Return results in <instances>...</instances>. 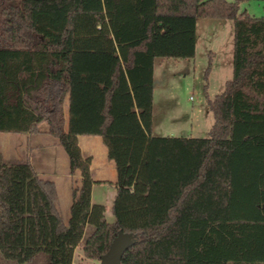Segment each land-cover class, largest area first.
Masks as SVG:
<instances>
[{
  "label": "trees",
  "instance_id": "1",
  "mask_svg": "<svg viewBox=\"0 0 264 264\" xmlns=\"http://www.w3.org/2000/svg\"><path fill=\"white\" fill-rule=\"evenodd\" d=\"M241 1L0 0V133L46 123L80 176L64 223L54 182L0 151V264L99 261L119 230L121 264H264V16ZM199 17L232 20L231 77L207 136L153 135L154 61L194 57ZM79 135L114 162L111 222Z\"/></svg>",
  "mask_w": 264,
  "mask_h": 264
},
{
  "label": "rangeland",
  "instance_id": "2",
  "mask_svg": "<svg viewBox=\"0 0 264 264\" xmlns=\"http://www.w3.org/2000/svg\"><path fill=\"white\" fill-rule=\"evenodd\" d=\"M239 10L264 16V0H243ZM232 31L230 19L199 17L194 57L155 59L153 135H208L213 115L207 99L220 93L232 74ZM110 192L108 188L96 187L93 200L107 206L105 217L111 222L114 217ZM73 264H99V261L85 259L77 246Z\"/></svg>",
  "mask_w": 264,
  "mask_h": 264
},
{
  "label": "crops",
  "instance_id": "3",
  "mask_svg": "<svg viewBox=\"0 0 264 264\" xmlns=\"http://www.w3.org/2000/svg\"><path fill=\"white\" fill-rule=\"evenodd\" d=\"M64 113L67 116V99L64 102ZM38 128L39 132L33 134L0 133V151L3 158L8 161L24 160L28 156L39 176L54 182L57 193L55 206L64 223H67L70 217L71 189L79 184L80 176L78 173H70L68 157L58 140L48 133L46 123H40ZM152 133L154 134L153 118ZM78 144L82 155L91 158L90 174L93 179L91 202L99 203V201L93 200L96 187L110 189V197L113 200L117 176L116 168L113 160L107 157V149L102 138L98 135H79ZM28 147H30L29 151Z\"/></svg>",
  "mask_w": 264,
  "mask_h": 264
},
{
  "label": "water",
  "instance_id": "4",
  "mask_svg": "<svg viewBox=\"0 0 264 264\" xmlns=\"http://www.w3.org/2000/svg\"><path fill=\"white\" fill-rule=\"evenodd\" d=\"M133 240L132 233L119 230L111 240L107 251L100 256L99 264H121L123 253L132 244Z\"/></svg>",
  "mask_w": 264,
  "mask_h": 264
}]
</instances>
